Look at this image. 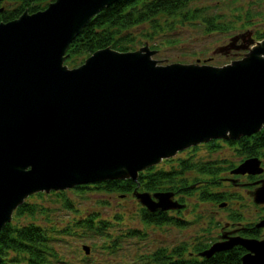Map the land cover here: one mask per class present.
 Returning <instances> with one entry per match:
<instances>
[{
	"label": "water",
	"instance_id": "obj_1",
	"mask_svg": "<svg viewBox=\"0 0 264 264\" xmlns=\"http://www.w3.org/2000/svg\"><path fill=\"white\" fill-rule=\"evenodd\" d=\"M114 1L52 0L0 21V230L35 192L136 180L181 149L264 126V38L223 65L160 63L147 43L106 46L79 66L65 63L70 42ZM259 165L252 157L238 167L257 172ZM134 195L150 211L184 206L173 191ZM237 242L249 250L242 264H264V239L214 242L201 254Z\"/></svg>",
	"mask_w": 264,
	"mask_h": 264
},
{
	"label": "rangeland",
	"instance_id": "obj_2",
	"mask_svg": "<svg viewBox=\"0 0 264 264\" xmlns=\"http://www.w3.org/2000/svg\"><path fill=\"white\" fill-rule=\"evenodd\" d=\"M190 1L189 4L194 2L193 6L208 9L202 10V15L223 14L222 20L229 25V29L210 32L206 29V23L203 24L198 18L188 16L191 19L186 20L185 18L184 21L178 22L181 18L180 13L159 15L158 18L161 20L174 23L175 28L164 34H152L148 38L142 35L138 37L143 43L148 40L149 44L157 46L155 57L162 63L170 61L189 63L195 62L197 58L203 61L202 59L207 56H211L214 64L227 63L244 56V51H230L227 54L216 51V48L225 46L233 34L244 31L246 28H249L246 30L248 32H256L255 29L264 28V0ZM250 14L252 22H247ZM144 28L152 30L151 24H143L134 30L138 32ZM137 44V46L141 45L139 42ZM195 153L197 157L207 159H232L234 156L232 147L223 142L220 148L214 150H208L207 146L200 145ZM185 154L187 153L177 155L180 157ZM217 180L218 185L214 186L222 187L227 192L239 193L240 198L228 199L230 203L226 207L220 206L219 201L199 203L196 195L186 197L185 201L188 206L182 214L189 219V222L183 228L175 224L144 223L138 211V201L136 202L132 196L122 197L120 193L103 192L95 188H85L81 191L74 186L63 189L71 206L63 205V198L53 194L54 190L41 191L45 192L42 196L33 193L31 197H27V200L38 202L39 205H44L49 209L46 212L39 210L36 214L42 225L53 224L51 228L60 230L54 233L52 241L61 257L60 261H54L55 264L149 262L151 253L157 248H171L181 242H187L188 249L191 250V243L195 241V238L196 240L199 238L204 241L209 240L219 231L217 223L228 219L233 209L242 211L245 221L252 222L260 218L262 209L253 204L245 192L240 188H233L232 185L228 186L226 180L221 182ZM94 212L99 214L100 219L93 220V225L95 227L100 225V220L103 219L107 221L105 222L106 227L100 230H96L95 227H80V220ZM28 219L31 220V218ZM65 228L67 230H63ZM134 228L140 233L132 234L131 230ZM113 242L118 248L111 246ZM84 244L90 246V252H85Z\"/></svg>",
	"mask_w": 264,
	"mask_h": 264
},
{
	"label": "trees",
	"instance_id": "obj_3",
	"mask_svg": "<svg viewBox=\"0 0 264 264\" xmlns=\"http://www.w3.org/2000/svg\"><path fill=\"white\" fill-rule=\"evenodd\" d=\"M52 0H0V21H7L16 18L24 9L34 12L45 8ZM190 0H115L108 6L102 8L90 21L81 29L80 33L70 42L66 58V63L70 66H76L92 54L96 49L111 46L120 51L133 50L137 47L138 36L148 38L152 34H164L175 28L174 23L163 21L158 18L159 15L179 14L182 22L191 16L198 18L203 24L206 23V29L210 32L224 31L229 29V25L221 19L223 14L202 15V10H208L203 7L193 6ZM248 15L247 22H252ZM238 17H240L238 15ZM143 24H151L152 30L144 28L141 31L134 28ZM147 31V32H146ZM145 42V41H144ZM137 44V45H136ZM155 47L154 45H152ZM211 59V57H205ZM213 59V58H212ZM208 60V59H207ZM212 62V61H211ZM254 141H248L247 145L254 151L262 152L264 147V129L252 135ZM232 141V140H230ZM229 140H223L230 145ZM206 146L210 150L221 146L220 140H212ZM195 147L194 149H196ZM202 158V159H201ZM194 161L192 158L180 157L172 166H151L139 172L138 179H107L93 182L85 185H77L76 189L95 188L111 193H123L132 195V192L138 185L142 190L154 191H178L183 190L188 195H196V200L203 199L205 202H222L229 198L230 194L218 185V175L225 165H221L219 160L207 161L204 157ZM196 166L198 168H192ZM193 169L191 175L195 176L194 181L201 180L203 185L191 188L188 171ZM200 174V175H199ZM203 175V176H201ZM201 176V177H200ZM192 180V179H191ZM190 186V188H189ZM203 187V188H202ZM216 187V188H212ZM202 188V189H201ZM222 188V189H221ZM201 189L200 193H197ZM45 192H37L42 196ZM53 194L63 198V205L71 206L65 190L53 191ZM31 197V196H29ZM124 197H127L124 195ZM184 200V199H182ZM49 211L44 205L38 202L24 201L14 211L13 220L6 223L0 230V264H55L54 261H60L52 241L55 232L58 229L51 228V225H42L36 216L37 212ZM143 220L147 224L173 223L183 228L189 220L183 217L168 216L165 211L151 212L142 207ZM31 218V220H27ZM100 219L98 213H90L79 222L80 227L94 228L93 220ZM101 224L96 226V230L106 227L105 220L101 219ZM185 225V226H186ZM51 228V230H50ZM63 230H67L66 228ZM53 231V232H52ZM132 231H136L132 229ZM131 231V232H132ZM207 245V244H205ZM201 244L196 245V249H201ZM158 249L150 255L149 262H123L122 264H239L230 257V254L223 252L214 254L204 259L203 262H191L192 255L185 244L174 247L169 251L167 248ZM195 249V250H196ZM162 256V258L160 257Z\"/></svg>",
	"mask_w": 264,
	"mask_h": 264
},
{
	"label": "flooded vegetation",
	"instance_id": "obj_4",
	"mask_svg": "<svg viewBox=\"0 0 264 264\" xmlns=\"http://www.w3.org/2000/svg\"><path fill=\"white\" fill-rule=\"evenodd\" d=\"M194 3V2H192ZM253 35L257 38V37H264V28L261 29H256V32L254 31ZM243 44V42H241L240 40L236 43L235 45V49L233 50V52H240L243 49L240 48V46ZM264 129V128H263ZM259 133V132H258ZM257 133H251L249 135L240 137L239 139H234L232 141H230V145L233 149V158L231 163L226 164V168L221 170L219 175H218V179L219 182L226 180L225 182L229 185H232L233 188H240L243 192H245L249 198L251 199L250 201L253 204L258 205L261 209H262V215L260 216V218L256 219L255 221L252 222H248L244 220V215L242 214V211L237 210V209H233L228 216V219H224L222 222H218L217 224H219V231L217 232L216 235H213L214 237V241L217 240H221L222 236L226 237V236H232L233 240H244V238H248V239H257V240H263L264 239V201H256L254 194H253V190L262 184V186L264 185V147L262 148V152H257L252 150L248 145L247 142L251 141L253 142L254 139L252 137V135H255ZM195 147H191L188 149H185L183 151H180L179 153H187L185 154V158H192V159H200L199 157L197 158V156L195 155V151H193ZM197 148H199V146H197ZM259 157L260 158V167L262 168L261 171H257V172H252V171H242V169H240L238 166L247 158H251V157ZM180 158L178 155H176L175 157L163 160V165L165 166H172L174 163H176V160ZM192 168H198L196 166H193ZM193 173V169L188 171L187 174L189 176V181L191 182V188H195L196 186H202L204 182H202L200 179L194 181L195 176L198 175H191ZM200 175V174H199ZM203 176V175H201ZM200 176V177H201ZM192 179V180H191ZM137 189L142 190L141 188H139V186H136ZM190 188V186H189ZM190 188V189H191ZM203 188V187H202ZM201 188V189H202ZM201 189H199V193L202 191ZM230 196L229 198H227L225 201L227 202V205H229L230 201L229 200H233V199H239L240 195L239 193H233L228 191ZM123 194V193H122ZM263 194V193H262ZM124 195L128 196L129 194H123L122 197H124ZM190 195L186 194V192H184L183 190L176 192L175 194V199H178L182 202L185 201L186 197H189ZM135 199V198H134ZM184 199V200H182ZM229 199V200H228ZM136 200V199H135ZM228 200V201H227ZM199 203H205V200L200 199L199 198ZM239 201V200H238ZM137 202V200H136ZM186 202V201H185ZM235 202L237 203V200H235ZM139 204L138 207V211L140 214L141 219L143 220V213H142V207H144L141 203L137 202ZM187 204V202H186ZM188 205H186L183 208H177V209H167V210H163L165 211L168 216H176V217H183L182 211L185 210L187 208ZM227 207V206H226ZM149 211V210H148ZM157 211H162V210H156V211H151V212H157ZM169 220L171 222L174 223V221L168 217ZM187 219V218H185ZM189 220V219H187ZM143 222L145 223V221L143 220ZM173 223H167V224H173ZM165 224V223H162ZM158 225V224H157ZM209 245H205L206 242L202 239H197L195 238V241L191 243V247L192 249H188L191 252L192 255V259L191 262H203L205 257L202 256V254L200 253L201 251H203L204 249H206L207 247H209L211 244ZM243 242V241H242ZM180 244H185L187 246V242H181L175 246H178ZM201 244L203 248L196 249V245ZM171 248H167L169 251L174 250V247ZM188 247V246H187ZM166 249V247H164ZM158 249H162L157 248L155 251H157ZM196 249V250H195ZM225 253V254H230V257H234L236 262H239V264H242L243 261V256L245 254H247L249 252L248 248L240 242L237 243H233L232 245H230L227 248H223V249H219L217 250L216 253ZM213 254V255H214ZM212 255V256H213ZM162 258V256H160ZM211 257V256H210ZM207 258V257H206ZM233 258V259H234Z\"/></svg>",
	"mask_w": 264,
	"mask_h": 264
},
{
	"label": "bare ground",
	"instance_id": "obj_5",
	"mask_svg": "<svg viewBox=\"0 0 264 264\" xmlns=\"http://www.w3.org/2000/svg\"><path fill=\"white\" fill-rule=\"evenodd\" d=\"M260 188H261V192H262L263 195H264V186L262 187V184L259 185V186H257V187L252 191L253 194H254V197H255V200H256V201H264V196H259V194H258ZM223 236H225V235H223ZM223 236H222V239H221V240H217V241H214V242H223V241H227V240L233 239L232 236H226V237H223ZM213 240H214V237L212 236V238H210L209 240H207V241H205V242H206L207 245H209ZM214 242H212V243H214ZM207 245H206V246H207ZM216 252H217V250H216L214 253H216ZM214 253H213V254H214Z\"/></svg>",
	"mask_w": 264,
	"mask_h": 264
}]
</instances>
